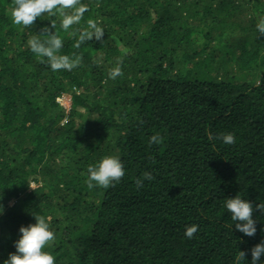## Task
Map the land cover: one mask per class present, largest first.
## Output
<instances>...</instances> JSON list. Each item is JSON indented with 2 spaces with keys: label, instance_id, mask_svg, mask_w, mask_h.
Here are the masks:
<instances>
[{
  "label": "trees",
  "instance_id": "16d2710c",
  "mask_svg": "<svg viewBox=\"0 0 264 264\" xmlns=\"http://www.w3.org/2000/svg\"><path fill=\"white\" fill-rule=\"evenodd\" d=\"M82 2L81 22L63 31L59 14L15 25L14 0H0V261L19 227L44 216L55 264H238L239 251L250 264L264 240V0ZM88 19L104 37L76 48ZM43 25L76 67L53 71L30 51ZM224 132L236 142L209 138ZM104 155L119 156L125 175L89 188L87 167ZM145 171L153 179L138 188ZM235 195L253 204L254 236L223 207Z\"/></svg>",
  "mask_w": 264,
  "mask_h": 264
},
{
  "label": "clouds",
  "instance_id": "9594fccd",
  "mask_svg": "<svg viewBox=\"0 0 264 264\" xmlns=\"http://www.w3.org/2000/svg\"><path fill=\"white\" fill-rule=\"evenodd\" d=\"M67 10V11H65ZM88 11V7L82 0H14L11 7L12 22L18 26H31L43 15L59 14L60 29L69 30L72 25L81 22L84 13ZM87 28L81 31L74 43V47L79 48L85 40L95 38L102 40L104 37V28L102 25L93 20H87ZM55 23L51 24V28L55 29ZM47 36L43 39L38 35L32 36L28 41L30 51L43 63L47 62L53 71L60 69L71 70L79 64V58L70 59L66 55H60L59 50L63 47V40L59 34L50 31L48 25L41 28ZM255 31L259 35H264V15L256 17ZM75 35V31L73 32ZM109 79H116L121 75V67L119 63L108 71ZM210 139H219L226 145L236 142V137L232 132H224ZM163 137L159 134H153L149 137V144H160ZM125 175L124 165L119 156L104 155L87 167L88 187L94 185L102 188H108L114 183H118ZM153 176L150 172L145 171L141 177L135 181L136 186L142 187L144 180H152ZM224 209L230 213L231 221L235 224V229L246 236H254L256 234V221L253 218L254 207L247 199H243L240 195L228 197L223 202ZM256 209L264 214V204L257 203ZM3 208L0 207V214ZM198 231L197 224H191L185 227L184 236L192 239ZM55 239L54 232L50 229L48 219L44 216H35V222L19 227V236L14 241L15 252L9 253L7 259L0 261V264H55V258L50 252L46 251L49 242ZM245 252L239 251L237 261H245ZM250 264H264V240L255 244L250 249Z\"/></svg>",
  "mask_w": 264,
  "mask_h": 264
},
{
  "label": "rangeland",
  "instance_id": "374dc122",
  "mask_svg": "<svg viewBox=\"0 0 264 264\" xmlns=\"http://www.w3.org/2000/svg\"><path fill=\"white\" fill-rule=\"evenodd\" d=\"M225 37L227 38V36H225ZM222 41L226 42L227 40L223 37ZM189 62L192 63V61H189ZM56 101L59 103V105L64 107L65 110H68L70 108V106H71V99H70V95L69 94H66V93L61 94L60 96H58L56 98ZM81 118H85V115L82 112V110H80L79 115H77V118L75 119L76 124L80 122ZM63 122H65V119L62 120V123Z\"/></svg>",
  "mask_w": 264,
  "mask_h": 264
}]
</instances>
